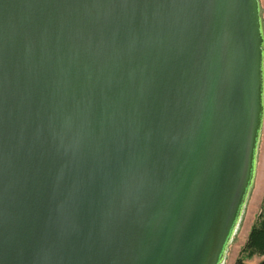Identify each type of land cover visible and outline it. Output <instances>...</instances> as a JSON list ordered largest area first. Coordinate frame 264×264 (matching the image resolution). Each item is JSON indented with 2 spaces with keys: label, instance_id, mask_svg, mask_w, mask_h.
Here are the masks:
<instances>
[{
  "label": "water",
  "instance_id": "1",
  "mask_svg": "<svg viewBox=\"0 0 264 264\" xmlns=\"http://www.w3.org/2000/svg\"><path fill=\"white\" fill-rule=\"evenodd\" d=\"M263 61L257 0H0V264H220Z\"/></svg>",
  "mask_w": 264,
  "mask_h": 264
},
{
  "label": "rangeland",
  "instance_id": "2",
  "mask_svg": "<svg viewBox=\"0 0 264 264\" xmlns=\"http://www.w3.org/2000/svg\"><path fill=\"white\" fill-rule=\"evenodd\" d=\"M257 2L264 49V0H257ZM251 184L249 193H247L245 197L246 200L244 203V207L234 227L231 238L225 250V254L220 264H234V261L239 256L243 259V264H258L259 262L264 260V256L261 255L254 254L246 258L244 257L243 253L239 254L240 249L246 241L250 227L252 226L257 214L260 211V206L264 194V91L263 118L259 132V139L257 142L254 177Z\"/></svg>",
  "mask_w": 264,
  "mask_h": 264
},
{
  "label": "trees",
  "instance_id": "3",
  "mask_svg": "<svg viewBox=\"0 0 264 264\" xmlns=\"http://www.w3.org/2000/svg\"><path fill=\"white\" fill-rule=\"evenodd\" d=\"M242 253L246 258L254 254L264 256V194L260 211L250 227L245 243L240 249L239 254ZM242 260L243 259L239 256L234 261V264H243Z\"/></svg>",
  "mask_w": 264,
  "mask_h": 264
}]
</instances>
